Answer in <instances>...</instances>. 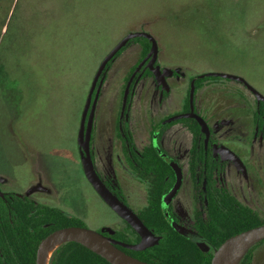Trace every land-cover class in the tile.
Here are the masks:
<instances>
[{
	"label": "rangeland",
	"instance_id": "obj_1",
	"mask_svg": "<svg viewBox=\"0 0 264 264\" xmlns=\"http://www.w3.org/2000/svg\"><path fill=\"white\" fill-rule=\"evenodd\" d=\"M9 1L0 14V171L20 177L35 170V185L53 198L51 205L82 214L89 229L117 216L86 174L83 113L92 105V83L102 61L127 35L153 36L158 49L149 64L154 69L159 64L165 75L184 70L181 79L168 77L169 88L162 86L161 93L149 80L138 86L133 108L143 132L149 131V108L156 122L183 114L193 73L233 76L264 95V0ZM141 41L129 44L102 79L99 125L116 123L122 85L140 59ZM105 105L104 111H113L106 116ZM178 139L183 149L188 136ZM106 143L98 136L101 161L92 166L98 178L108 167ZM237 179L239 189L259 195L264 162ZM189 197L187 187L177 199L186 203ZM256 204L264 217V199ZM254 264H264V245L255 250Z\"/></svg>",
	"mask_w": 264,
	"mask_h": 264
},
{
	"label": "flooded vegetation",
	"instance_id": "obj_2",
	"mask_svg": "<svg viewBox=\"0 0 264 264\" xmlns=\"http://www.w3.org/2000/svg\"><path fill=\"white\" fill-rule=\"evenodd\" d=\"M128 43L120 50L121 53ZM150 51L145 57H142L141 51L140 59L124 80L116 123L103 126L98 124L100 119L96 109V106L102 104L105 94L103 92L102 96L99 95L100 86L109 67L121 53L116 57L118 52L106 65L91 95L92 105L86 115L83 113V160H88L92 166L99 164L101 151L97 138L101 136L103 141L106 139L109 151L104 162L108 167L104 169L105 173L99 174V179L153 234L155 244L159 240L156 232L168 229L169 223L173 228L174 225L184 228V234L192 239L196 238L195 241L200 246H207V241L199 236L197 230L199 215L208 220L212 208L227 207L238 210L240 206H246L260 214L255 205L258 198L264 199V180L260 181V193L256 196L244 188L239 189L237 176L247 178L251 167L256 168L257 163L260 166L264 162V100L259 99L254 91L256 89L247 84L248 82L211 75L212 72L193 73L183 114L156 122V113L149 108V131L143 132L136 106L133 108L138 86L149 80L155 91L161 93L162 86L169 88L170 78L181 79L184 76L182 68L169 71L168 75L164 74L165 69L159 64L154 69L149 64V59L153 56H149ZM155 82L158 84L154 85ZM227 82L235 84L229 86ZM205 91L213 96H204ZM108 99L111 100L110 97ZM105 109L106 105L101 109L104 116L108 115V111L113 112L110 107L108 111H104ZM182 115L188 117L178 118ZM185 134L188 136V143L182 149L178 138ZM34 171L28 169L20 177L0 171V198L7 205L11 202L8 206L14 211L17 220L14 228L19 231L25 228L22 215L28 213V218L32 220L48 219L44 239L67 227L89 229L82 214L76 213L73 216L51 205L55 203L53 198L40 185H35ZM179 175L181 180L177 184ZM176 187L177 191L170 197ZM187 187L190 189L189 202L178 201L180 192L186 191ZM246 187L250 189L249 186ZM100 198L117 217L115 221L90 230L121 243L139 244L142 237L137 230L101 196ZM51 209H58L62 216ZM67 216L80 221L82 226H62L66 223ZM28 227L30 228V223ZM30 236L32 238V235H28ZM65 244L66 242L56 248L50 256V264L61 255L76 250L74 246L65 247ZM60 247L63 251L58 252ZM118 247L126 253V250L135 251Z\"/></svg>",
	"mask_w": 264,
	"mask_h": 264
},
{
	"label": "trees",
	"instance_id": "obj_3",
	"mask_svg": "<svg viewBox=\"0 0 264 264\" xmlns=\"http://www.w3.org/2000/svg\"><path fill=\"white\" fill-rule=\"evenodd\" d=\"M7 2L10 1L2 0L0 2V14L5 10ZM7 9H9V6ZM133 41L142 42L141 44L144 45L142 57H145L152 47V42L148 38L141 36L131 40L128 44ZM8 205L0 198V264H36L39 245L47 233L45 232V224L48 219L32 220L28 218L29 214L26 213L22 215L25 221V228L23 227V230L19 231L18 228H14V225H17L15 224L17 220L14 216V211ZM51 210L62 216L58 209ZM162 217L165 220V217ZM197 218L199 236L207 241L208 250L203 249L194 239L187 234H182L167 223L168 229L156 232L159 235V240L155 245L142 251H126L133 257L149 264H211L214 250L220 247L228 238L264 225V217L246 206H240L238 210L227 209V207L212 208L208 220H205L202 215ZM65 220L66 223L62 226H82V223L80 221L77 222L78 220L75 218L67 216ZM29 223L30 228L28 227ZM21 224L23 225V221ZM32 228L34 229L33 231ZM28 235H32V238L31 236L28 237ZM262 245H264V241L250 248L239 264H254L255 250ZM69 246H74L76 250L61 255L58 260L52 261L51 264H111L105 258L83 245L75 242H66L65 247ZM60 251H63L62 247L58 250V252Z\"/></svg>",
	"mask_w": 264,
	"mask_h": 264
},
{
	"label": "water",
	"instance_id": "obj_4",
	"mask_svg": "<svg viewBox=\"0 0 264 264\" xmlns=\"http://www.w3.org/2000/svg\"><path fill=\"white\" fill-rule=\"evenodd\" d=\"M144 36L148 38L152 42V49L150 51V55L155 53L158 49V45L150 34H143L140 32H135L127 35L124 39H122L111 51L110 53L105 57V59L102 61L96 76L94 78L91 93L94 92V89L96 87L97 81L102 74L103 70L105 69L106 65L110 60L114 58V56L128 43L130 39ZM142 66V65H141ZM140 66V67H141ZM210 75V74H209ZM211 75L216 76H222V77H229L234 78L233 76H228L226 74L221 73H211ZM257 96L260 100H264L263 95H261L259 92L254 90ZM188 115H182L178 118H186ZM84 166L86 169V174L89 178V180L92 182V184L97 188L98 193L100 196L107 202V204L113 208L119 215H121L123 218L128 220L130 224L137 230V232L141 235L142 241L139 244L136 245H130L121 243L115 240H112L104 235H102L99 232H96L94 230H90L88 228L83 227H67L60 229L45 239L42 240V242L39 245L38 252H37V259L36 264H46L45 254L46 250L49 248L50 245L53 243L63 239L67 238V241L65 242H77L82 244L83 246L89 248L93 252L99 254L103 258H105L107 261H109L111 264H116L111 258L110 255L115 256L119 261L126 263V264H149L145 261H142L138 258H135L126 252H124L122 249H120L118 246H122L125 248H129L135 251H142L145 250L155 244L153 234L146 228V226L137 218L134 216L123 204L115 198L111 192L102 184L100 179L94 174L92 164L88 160H84ZM181 177L178 176V183L180 182ZM178 187H176L173 192L171 193L170 197H173L175 192L177 191ZM169 197V198H170ZM174 227L184 234V230L180 227L174 225ZM264 241V225L255 227L249 230H246L244 232H241L237 235H234L230 238H228L216 251L214 252L212 262L211 264H219V261L221 257L224 255L225 252H227L229 249H232L234 247H237L239 245L247 246V249L244 253V255L248 252L250 248H252L254 245ZM64 242V243H65ZM242 256V258L244 257ZM240 259V261L242 260ZM239 261V263H240ZM238 263V264H239ZM50 264V261H49Z\"/></svg>",
	"mask_w": 264,
	"mask_h": 264
},
{
	"label": "bare ground",
	"instance_id": "obj_5",
	"mask_svg": "<svg viewBox=\"0 0 264 264\" xmlns=\"http://www.w3.org/2000/svg\"><path fill=\"white\" fill-rule=\"evenodd\" d=\"M65 241H67V238H63L52 245L49 246V248L46 250L45 259L46 264H49L50 256L54 253L57 247H59L61 244H63ZM247 249V246L239 245L237 247H234L232 249H229L227 252L224 253V255L221 257L219 264H238L242 256L244 255L245 251ZM110 258L116 263V264H126L121 261H119L115 256L110 255Z\"/></svg>",
	"mask_w": 264,
	"mask_h": 264
}]
</instances>
